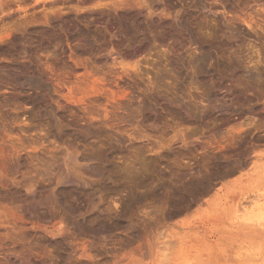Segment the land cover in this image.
<instances>
[{
  "label": "rangeland",
  "instance_id": "rangeland-1",
  "mask_svg": "<svg viewBox=\"0 0 264 264\" xmlns=\"http://www.w3.org/2000/svg\"><path fill=\"white\" fill-rule=\"evenodd\" d=\"M129 1L0 0V39H5L0 43L2 69L52 81L63 78L70 49L84 59L93 58L98 48H113L120 56L116 61L118 74L109 76L106 69L87 67L89 74L81 82L87 81L91 87L85 89L82 83L85 86H79L81 93L78 88L80 94L75 90L72 97H84L92 88H107L112 97L118 94L116 99L121 97L124 101L127 97L130 101L137 97L148 108L158 110L156 130L146 127L142 134L124 124L126 132L134 134L125 149L96 122L94 125L86 120L84 125L93 124L86 126L93 134H98V128V132L104 131L97 137L94 134L96 138L73 141L78 163L86 165L81 156L88 154L93 157L87 164L95 165L91 166L94 169H86L90 174L81 170L74 173L96 181L94 187L91 185L94 189L88 186L87 190H79L93 195L97 192L94 200L91 198L92 207L97 209L89 208L85 197L70 186L60 189L62 201L85 217L101 209L106 214V206H120V210L127 203L130 207L132 191L128 193L130 198V187L124 184L129 174L128 178L143 187L134 193V202L138 203L132 205L133 209L128 208L134 212L127 213L131 221L128 217L125 220L136 223L133 225H141L143 219L160 220L156 254L163 264H209L212 260L216 264H264V0H168L173 12L169 20H161L155 14L136 18ZM155 9L160 12V5ZM20 60L27 63L25 67L30 66L25 75L18 66ZM95 61L99 63L97 58ZM31 64L40 72L34 74ZM3 76V80H9H5L10 83L8 87L12 86L14 76L10 77L11 82L9 75ZM134 84H139V88ZM18 92L1 90L0 101L8 98L6 103L11 108L9 102L19 101ZM45 92L48 97H55ZM25 93L30 98L44 94L24 90L22 94ZM62 93L68 95L66 90ZM4 103L0 102V107ZM27 105L29 114L45 107V103ZM146 106L141 103L139 108L148 111ZM46 108L47 105L39 111L48 114L50 108ZM8 110L2 112L9 113ZM57 113V122L65 129L71 121L69 113ZM124 126L117 128L122 137L126 136ZM153 169L159 172L158 176ZM120 173H126L122 179L118 177ZM120 179L122 183L115 181ZM112 197L114 200L110 201ZM98 198L103 201L98 202ZM88 208L94 212L89 213ZM61 224L71 227L69 220H62ZM124 230L114 231L104 241H95L90 251L91 256L96 252L93 260L80 258L66 264H115L111 255L126 240ZM17 248L21 251V246ZM54 255L51 259L1 260L0 264H65L61 256Z\"/></svg>",
  "mask_w": 264,
  "mask_h": 264
},
{
  "label": "bare ground",
  "instance_id": "bare-ground-1",
  "mask_svg": "<svg viewBox=\"0 0 264 264\" xmlns=\"http://www.w3.org/2000/svg\"><path fill=\"white\" fill-rule=\"evenodd\" d=\"M128 4L134 11L136 18L143 14L148 17L155 14L161 20H169V18L173 17L172 6L168 0H130ZM157 4H159L161 7L160 12H157V10L155 9V6ZM247 28H250V26L247 25ZM3 42H5V39H0V43ZM93 50H95V48ZM75 52L70 49L69 53L66 55V60L69 65L66 69H64L65 71H63L62 73L63 78H56L55 80L52 79V81H50L51 79L41 80L42 78L40 79L39 77L38 79L35 77V75L34 78H30L29 76H20L19 73V75L17 73L14 74L13 71L10 72V69L6 70L5 67V69H2L3 67L0 66V75L1 73L5 72L9 75H7L9 78L11 76H14V83L11 82L12 77L10 78V82L12 84V86L10 87H8L10 83L7 82L9 80H3L1 77L2 75H6L2 74L0 76V91H7V89H10L11 91H20L18 92V95H16L17 93H15L16 97H19V101H17V99L12 100L11 98L12 101H10L12 102V104L9 102L11 108L8 107V104L6 103L8 102V98L6 102L4 101L5 103L0 101L1 103H4L1 104V107L6 108L0 109V261L2 260L7 262L8 260L10 261V259H28L30 257L51 259L55 256L54 254H56V257L58 255L61 256V258L65 261V264L67 263V261H75L76 259L80 258H88L93 260V256L96 252L93 256H91V253L93 251H90L91 249L93 250L92 247L94 242L104 241L105 239L110 238L114 231H122V228H124L125 234H123L124 236H126V240L124 242L121 241L122 244L120 242L121 246L118 248V251H114L115 253L111 255L115 264H163V260L156 254L158 252L156 234L158 231L160 220L157 217L153 218L151 221L143 219L141 225H133L136 223L131 222L133 223L131 224L130 222H127V219L125 220L126 217L129 218V216H127V213L129 212L128 208H132V205L138 203V201L134 202V199L136 197L135 195L137 194V191L143 187L142 184L131 178H128L129 176L127 175L129 174L122 173L124 175L126 174L127 178H124V181H126V183L124 184H128L130 187L128 189V187L126 188V186L122 184L124 185L123 187H125L124 189H128L127 194L132 191V199H129L130 201L128 202L130 207H128L126 203L127 207H124V209L122 208L118 210L120 206L113 209L111 208L113 207L111 205V202H109L108 204L111 205V210L106 206V214H103L104 212L101 211L104 210L102 209L101 211L95 210V212L94 210H92L93 208H96L92 207L93 203L91 199L95 197L97 193L96 189V193H94L95 195H93V193L91 194L90 192H86L85 190L83 192L81 191L83 188L87 190V187L91 185L93 186L96 181H90L84 177L75 175L74 173L77 170H81V172L84 171L85 174L87 172L86 169L90 168L91 166H95L93 165V163L91 165L87 164V162L90 161L91 157H93L87 156L88 154L81 156V159L83 160L82 162L86 163V165H80V163H78V152L73 142L76 139L84 141L88 136L89 137L87 139H89L91 136L94 137L95 133L93 134V128L91 130L92 132H90V129H88L89 127H86L90 123L87 121L88 123L84 125V122H86V120L91 121L94 125L97 123L98 125H96L99 126V128L104 129L106 130V132L112 134L114 136L115 142H117L122 149H125L128 142L132 143L133 140L131 141V135H134L133 132H126L125 126H129L135 130H138L142 134L144 132L142 129H145L146 127H150V129L152 128L153 130H156L158 128V125L156 123L158 110L157 108L156 110L154 108H151L152 106H149L150 108H148L146 104H144L145 102L143 103V101L137 99V97L136 99H133L135 97H132V99L129 101V99L126 100L127 97L125 98V96L127 95L122 94L125 98L124 101H122L123 98L121 97L119 99H116L118 97V94L117 96L114 95L116 96V98L112 97V92L108 91L107 88H101V91L92 88L91 90H89V92H87L88 94H86V96L73 98L72 96H74L73 94L75 90V92L78 93V91L82 87H84L86 83L89 84V82L87 81L86 83L81 82V78H83L84 75L89 74L86 72L87 67L94 68L96 70L106 69L109 76H116L118 74V72H116V67L118 65L116 64V61L120 57L118 53L113 50V48L108 49L106 47L96 49L93 58L89 57L82 59V57L78 56ZM92 53L93 52H91V54ZM95 58H97V62L99 63H96ZM26 64L27 63H25V61H21L18 64L23 75H25V69L30 67H25ZM34 65H32L33 68L31 67L35 70V72L33 73H39L40 69ZM11 67L13 66L11 65ZM37 69H39V71ZM79 69H81L84 73H78ZM5 80H7V83L5 82ZM82 81L84 80L82 79ZM79 82L85 85L83 86L82 84L81 86ZM98 83H95L96 86L100 85ZM109 83H112L113 85L116 84L115 81H110ZM79 86L81 88H79ZM87 86L88 85L85 86V89ZM104 86L106 85H103V87ZM134 86L137 85L134 84ZM114 88H116V86ZM24 90L25 92L34 91V93H36L37 91H42V93L44 92V94H38V92L36 94V97L30 98L29 96H27L29 93L27 95L26 93L22 94L24 93ZM62 90H66L68 92V95H66L67 93H62ZM45 91L52 93L53 95L51 96L55 97H48L45 94ZM81 91L82 89L79 92L81 93ZM28 103H32L35 106H38L39 103H41L42 105L43 103H45V107L47 105L46 109L50 108V111L48 112V114L43 115V113L45 112L42 113L39 111V109L42 108L41 106L39 109L36 107L38 109L36 110L37 112L35 111L36 114H29L30 111L28 113V110H26V107L30 105H27ZM141 103L146 106V109L148 108L149 110L142 111L145 108H143L142 106V108L140 107L142 110L139 108ZM133 104L134 106H137L134 107ZM7 108H9V110ZM2 110H6V112L8 110V112H10L4 113L2 112ZM25 110L27 111V113ZM38 111L42 113V115H39L40 113H38ZM56 111H59V113L63 112V114H66V112L69 113L68 118L70 117L69 120L71 119V121L68 124V121L66 122L65 120V122L67 123L65 129L62 128L63 124L61 125L57 122V115L55 114ZM145 111L148 112L147 115L145 114ZM111 114H113L112 118H110ZM58 118H60V116ZM92 123L88 126L93 125ZM120 125L124 126V128L122 129L123 131L125 130V137H122L118 134L117 128L120 129V127H118ZM98 130H96L98 133L95 134L96 137L104 131L102 130V132L100 133L98 132ZM135 134L139 135V133ZM105 136L106 135H104V137ZM107 138L110 139L111 137ZM155 147H153L152 149H155ZM155 152L157 159H160L158 157V150H155ZM102 159L105 160V158ZM97 165L101 167V164ZM91 168L94 169L93 167ZM102 171H104V169ZM127 172L130 173L129 171ZM153 172H155V170ZM156 173L157 170L154 174ZM87 174H90V172H87ZM122 174L120 173V176L118 175V177H123L121 176ZM158 174L159 172L157 173V176ZM107 175L109 174L107 173ZM121 179L120 181H115L122 183ZM96 180L99 183L100 180ZM158 180H156V182ZM119 183H115L114 185L119 186ZM156 184L158 185L159 183ZM63 186H67V188L70 186L71 190H75V192L78 191L80 194H82V196L85 197L86 201L88 202L89 208H92H88L87 210L89 211V213H91V211L94 213H91L88 217H85V214L83 212L81 213V211L76 210L71 205H65L61 198L63 196V193L60 190ZM79 187L81 188V190H79ZM96 187L97 186H95V188ZM93 189L91 192H93ZM153 189L156 190L155 188ZM71 192L76 194L74 191ZM140 193L138 195H140ZM130 195L128 194L129 197ZM126 196L125 199L127 200ZM99 199L100 198L97 199L98 202ZM111 199L114 200L113 197L110 198V201ZM140 199L142 200V198ZM101 201H103L102 198L100 199V202ZM122 202L124 203V201ZM123 205H125V203ZM108 208L109 210L107 211ZM134 216L135 215L133 214V217ZM62 220H69L71 223V227L67 228L66 226L61 224ZM56 221L57 223H59V226L57 227L55 223ZM129 221H131L130 218ZM121 231L119 233H121ZM17 233H21L22 235L19 234L21 235L19 236ZM117 242L118 240L116 241V243ZM17 246L19 248L21 246V251H17ZM24 246H26V248ZM23 247L25 249H23ZM115 249L117 250L116 247ZM211 259L212 258H210V260ZM211 262L212 263L209 262V264H216L213 262V260Z\"/></svg>",
  "mask_w": 264,
  "mask_h": 264
}]
</instances>
